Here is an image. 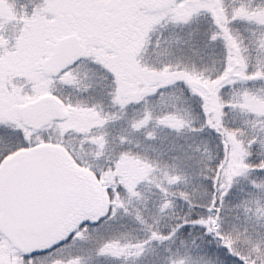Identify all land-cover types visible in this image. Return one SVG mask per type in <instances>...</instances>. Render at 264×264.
I'll return each instance as SVG.
<instances>
[{
  "label": "snow or ice",
  "instance_id": "6c2138e0",
  "mask_svg": "<svg viewBox=\"0 0 264 264\" xmlns=\"http://www.w3.org/2000/svg\"><path fill=\"white\" fill-rule=\"evenodd\" d=\"M148 253L264 264V0H0V264Z\"/></svg>",
  "mask_w": 264,
  "mask_h": 264
},
{
  "label": "rangeland",
  "instance_id": "374dc122",
  "mask_svg": "<svg viewBox=\"0 0 264 264\" xmlns=\"http://www.w3.org/2000/svg\"><path fill=\"white\" fill-rule=\"evenodd\" d=\"M201 23H203V21H201ZM185 30H186V29H180V28L172 29L171 26H168L166 29L163 30L162 34L168 32V31H176V32H181V33H182V32L185 31ZM217 51H218V49H217ZM207 67H208L209 69H212V68L214 67V65H212L211 61H208V63H207ZM234 116H235V118H236L237 120H240V119L243 118V117H241L239 114L229 113L227 119L231 120ZM180 142L183 143V141H180ZM147 151H148V153H149L150 155L153 154L152 151H151V149H147ZM100 163H102V161H101ZM195 183H196V180L193 179V184H195ZM150 255L153 256V260L156 258V256L153 255L152 253H150Z\"/></svg>",
  "mask_w": 264,
  "mask_h": 264
},
{
  "label": "trees",
  "instance_id": "16d2710c",
  "mask_svg": "<svg viewBox=\"0 0 264 264\" xmlns=\"http://www.w3.org/2000/svg\"><path fill=\"white\" fill-rule=\"evenodd\" d=\"M193 179L196 180L195 177H193ZM152 260H153V256H151L150 253L140 258L141 264H145V262H151ZM93 264H112V262L105 258H99V259H94Z\"/></svg>",
  "mask_w": 264,
  "mask_h": 264
}]
</instances>
